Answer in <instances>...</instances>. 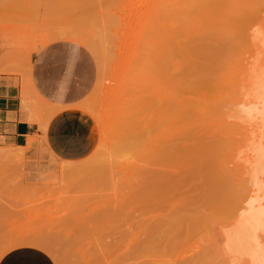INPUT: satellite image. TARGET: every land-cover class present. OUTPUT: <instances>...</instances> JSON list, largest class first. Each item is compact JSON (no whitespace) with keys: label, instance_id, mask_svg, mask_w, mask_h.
Instances as JSON below:
<instances>
[{"label":"bare ground","instance_id":"6f19581e","mask_svg":"<svg viewBox=\"0 0 264 264\" xmlns=\"http://www.w3.org/2000/svg\"><path fill=\"white\" fill-rule=\"evenodd\" d=\"M51 3L50 13L72 9L74 16L85 18V22L97 19L109 32L115 31L112 26L120 20L129 32L127 45L132 47L124 76L127 100L118 106L113 120L74 97L60 95L63 105L51 120L66 112L88 115L94 121L92 134L98 136V144L79 163H61L59 174H71L68 181L80 184L83 174L106 175L104 170L116 163L115 173L110 170L105 176L111 180L101 177L106 183L119 181L125 189L110 213L127 215V206L143 201L156 211L151 219L137 220L123 228L121 239L105 243L99 239L95 242L98 245L85 237L88 244L74 239L76 230L67 232L69 242L61 241L62 233L52 240L46 238H53V233L13 237L21 233L15 231L0 250V259L14 249L32 247L43 251L55 264H62L64 254L60 258L59 251L53 249L64 245L59 244V238L67 245L93 243L95 251H90L91 244L85 249H90L85 264H264V0ZM90 31L92 34L86 32L93 37L94 52L100 55L94 64L101 66L105 55L95 43L102 35ZM43 39L48 41L47 36ZM4 72L1 68L0 75ZM28 97L24 91L22 113L28 109ZM153 133H160L159 137L163 133V141L158 144L160 140ZM157 145H162L163 152H158L162 148ZM153 158H160L164 168L156 169L160 164L153 163ZM116 176L118 181L114 182ZM62 192L66 198L72 195ZM207 210L216 216L210 218ZM88 216L90 220H81L93 222ZM73 221L80 223L78 219ZM66 225L62 228L72 229ZM84 227L81 232L96 230ZM95 233L92 235L106 236ZM157 239L164 240V251L156 250ZM71 247L66 246L69 250L77 248ZM85 251L72 253L77 264H83L78 258L87 256ZM78 253L81 255L76 258ZM73 256L65 257L64 264H71L67 261L72 262Z\"/></svg>","mask_w":264,"mask_h":264},{"label":"rangeland","instance_id":"374dc122","mask_svg":"<svg viewBox=\"0 0 264 264\" xmlns=\"http://www.w3.org/2000/svg\"><path fill=\"white\" fill-rule=\"evenodd\" d=\"M66 1L71 2L72 4L78 3V0ZM82 1L83 3L89 2V0H80V2ZM51 4V0H0V69L3 68L5 70V72L2 73L3 75L5 74L4 76H9L14 79L13 82L17 86L19 92L20 110L22 101L21 96L24 91L28 93V102L26 101V103H28V109L23 113L21 111L23 118V120L22 118L21 120L25 121L28 125L36 127L39 133L38 138L40 141H38V145L41 151L44 150L42 146V139L45 141L47 128L51 121L55 119L51 120V116L60 106L57 103H52L51 101H59L61 96L70 98L74 97L75 101H80L81 104L89 107L93 111H96L98 114L108 115L110 120L115 118L114 115L116 114L118 106L121 105L124 100H127V98H125L126 85L124 83V76L125 67L128 65L130 54L132 52V47L127 45V43L129 44L130 42L128 37L129 32L122 27L120 20H116L112 26L115 27V31L109 32V29H103L106 25L100 24L96 18L95 21L86 19V22H89L88 25L84 21L85 18L83 19L79 15L74 16L72 9L59 10L57 13H52V11L50 13L49 5ZM92 10L94 12L97 11L95 7ZM91 14L94 15L95 13ZM81 26L87 27L81 28ZM88 26H90V28H88ZM92 26L94 28H92ZM91 29L96 31V33L98 32L100 36L102 35L100 38L102 43L100 39L99 43H95L105 55L104 59L106 60H104L105 62L103 65L101 64V66L94 64L95 61L99 62L100 55L94 52L93 37L89 36ZM86 31H89V34H87ZM84 33L87 36H85ZM44 36L48 37V41H44ZM34 57H36V60L33 63ZM92 60H94V62ZM10 73L14 74L10 75ZM23 85L25 87H23ZM81 115L87 122L91 132L94 127V121L86 114ZM153 134L157 135L156 140H160L158 141V144L159 142L161 143V140L163 141V133L161 137L158 136L160 133ZM97 138L98 136L93 137V134L91 133V151L98 144ZM35 142L34 138H29L24 148H12L3 145L0 142L1 251H3L2 249L6 247L4 245L6 240L8 242L10 238L16 237L18 234L23 236L28 235L32 238L33 235H38V233L40 236L43 235V237L53 233V238L52 235H49L50 237L46 238H51L53 240L55 239L56 234L58 235V233H62L59 234V236L63 237L65 234L63 237L64 239L61 238V240L57 238V241H59V244L64 245L55 246L53 244V246H55L53 249L56 252L59 251V257L64 254L63 259H67L73 256L72 253L75 251H85L86 248H89L88 246L90 244L91 250H87H90L91 252L95 251L96 247L94 248L93 245H98L95 242H100L99 239L103 240L100 243L121 239V230L126 229L129 224H132L137 220L151 219V217L155 214V207L144 201L127 206V215H117L113 212L110 213L113 207L116 206V204H119V201L121 200L120 194L122 192L125 193V189L124 186L121 185V182L118 181V176H116L114 181H118V184H114L113 182L106 183L108 181H103L101 177L111 180L112 178L105 176L110 170L115 173L118 164L113 163V168H109L108 171L104 170V174L106 175L101 176V173L93 172L95 177H98V174L100 176L98 178L100 179L91 176L90 172L83 174L85 176L82 178L79 176L80 179H82V182L79 184V182H75L73 179L72 180L74 182L68 181L72 178L71 174H59L60 164H76L82 161L85 157L80 160L69 161L56 159L51 154V156L42 154L38 158L31 160V155L28 154ZM159 146L157 148L161 149L162 147ZM161 151L163 152V148L158 152L160 153ZM159 160L160 158L158 160L156 159V161L159 162L158 165L160 164V166L156 167V169H163L164 166L162 165L165 164ZM154 161L155 160L153 158L152 162L154 163ZM153 165L154 164L150 165L151 169H154V167L152 168ZM113 177H115V175H113ZM61 179H64V182L67 181L70 184L71 182L74 183L76 188L72 186L73 184H64ZM89 186L91 187L90 189H94L96 191L91 192L87 189ZM62 191L66 194L72 193V195H68L66 198L62 195ZM110 196L112 198H110ZM69 197H73L71 198L73 201L70 200ZM111 199H113V201H111ZM96 212L97 214L95 215ZM107 212L109 213L106 216L105 213ZM206 213L210 218H212V216H216V214L211 210H207L205 214ZM88 215L91 216V219H94L93 222L81 220H90L86 217ZM76 218L78 219V222L80 221V223H83L80 224L76 221L74 222L73 220H77ZM97 220L102 222H97ZM66 223L70 224L69 226H71L72 229H67L66 231V228L69 227L62 228L66 225ZM75 223L78 226L81 225V227H87V230L93 227L96 230L92 231V229H90L92 233L96 232L95 234H106V236L105 238H102L104 235L95 236L91 233V236L88 234L91 231L81 232V227H76ZM51 224L54 225L52 226ZM90 225L92 226L90 227ZM42 226H46L45 229H43ZM13 227L18 229H14ZM99 227L100 229H98ZM40 229L43 230L44 234L42 231H39ZM60 229H62L63 232H61ZM97 229L103 231L101 232ZM75 230L78 233H75ZM15 231L21 233H16L13 237H10L9 235ZM70 231L78 235H73L74 239L82 243L86 242L85 239H87V242H93L94 244L90 243L87 245L88 243L86 242L87 244L80 243L77 245L75 242H71L73 240H70V243L73 245L61 243V241L69 239L67 234ZM82 233L88 234L91 239L87 236H83ZM110 234H112V238L114 239L110 238ZM115 234L118 235L119 238H117V236L113 237ZM20 235L17 237H20ZM73 238L70 236V239ZM93 238L94 241L92 240ZM157 240L154 243L156 250L158 249L164 251V240ZM53 242L56 243L55 241ZM65 242H69V240H66ZM66 246H77V248L69 250ZM60 247L62 249H60ZM65 251L70 253L69 257H67L68 253H64ZM88 251H85L87 252L86 254L89 253ZM76 255H78L76 257L78 258L81 254L78 253ZM89 255L90 254L87 256L84 255V257L80 256L78 259L86 261ZM63 259L62 264L66 261ZM74 259L75 257L72 258L73 261H75ZM73 261H67V263L72 264ZM85 261L83 264H85ZM77 263L78 262L75 261V264ZM0 264L55 263L41 250L32 247H22L5 254L0 259Z\"/></svg>","mask_w":264,"mask_h":264},{"label":"crops","instance_id":"0c3cea01","mask_svg":"<svg viewBox=\"0 0 264 264\" xmlns=\"http://www.w3.org/2000/svg\"><path fill=\"white\" fill-rule=\"evenodd\" d=\"M35 60L36 57L33 63ZM13 80L12 77L0 75V142L12 148H24L27 140L34 138L36 142L28 154L31 160L42 154L69 161L86 157L92 149V130L90 132L87 122L76 112L63 113L51 121L45 133V141L42 139L44 150H40L36 127L21 120L19 92ZM51 102L63 105L59 101Z\"/></svg>","mask_w":264,"mask_h":264}]
</instances>
